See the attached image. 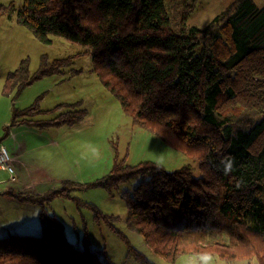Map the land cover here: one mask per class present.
Segmentation results:
<instances>
[{
	"label": "trees",
	"instance_id": "1",
	"mask_svg": "<svg viewBox=\"0 0 264 264\" xmlns=\"http://www.w3.org/2000/svg\"><path fill=\"white\" fill-rule=\"evenodd\" d=\"M15 7L0 0V20L13 18ZM194 9L191 0H23L15 18L42 44L56 35L86 48L94 72L133 123L199 162L195 176L190 167L167 172L154 163L116 160L97 185L112 194L141 177L122 195L130 230L172 263L209 256L264 264V7L237 0L205 28L188 26ZM77 57L43 56L34 73L25 58L2 93L16 101L34 80L64 75ZM40 100L13 107L11 125L61 127L87 115L81 104L43 111ZM50 112L59 114L48 118ZM9 132L5 127L0 147ZM81 186L10 193L39 207L41 232L1 237L0 264H111L87 234L71 242L46 208ZM137 260L154 264L139 253Z\"/></svg>",
	"mask_w": 264,
	"mask_h": 264
},
{
	"label": "rangeland",
	"instance_id": "2",
	"mask_svg": "<svg viewBox=\"0 0 264 264\" xmlns=\"http://www.w3.org/2000/svg\"><path fill=\"white\" fill-rule=\"evenodd\" d=\"M191 1L195 2V9L187 21L188 26L205 28L237 0ZM254 1L259 7H264V0ZM10 2L16 5L11 12L14 24L4 20L0 26V74L8 72L7 69L14 71L25 58H29L30 70L34 73L43 56L50 61L78 56L64 75L34 80L12 106V98L1 93L6 80L3 84L2 78L0 79L1 121L7 117L11 123L13 107L27 108L39 98V107L43 111H52L58 105L74 103L72 101H77L87 111L88 116L84 119L87 123L84 126L72 124L47 127L44 141L51 144V140H56L57 147L48 148L47 151L53 152L52 154H42L41 157L36 155L40 166L54 162L59 174L55 177L48 176L50 179L45 181V185L36 186L32 193L56 191L68 182L82 184L72 192L71 197L56 198L46 206L63 222L68 239L71 242L82 241V235L87 234L92 247L101 255L106 254L111 264H140L137 260L138 253L154 264H260L256 261L229 263L206 256H182L172 263L155 254L140 234L128 228V209L122 195L125 191L133 190L140 183L141 177L132 178L112 194L97 185L98 180L112 172L116 160H125L131 166L154 163L167 172L190 167L195 176L201 175L199 162L189 154L173 148L143 126L133 123L132 118L122 110L117 98L94 72L86 48L56 35L52 37L51 44L38 42L28 29L16 22L15 10L22 5L23 0H1L3 4ZM18 25L23 30L15 32ZM57 114L59 112H50L47 117ZM1 126L0 123V139L4 136V128ZM10 140L11 133L9 138L2 141V146H6ZM0 175L7 179L4 172L0 171ZM79 202L83 205L79 206ZM17 206L21 205L5 191L0 193V237L40 235L39 215L34 211L39 210V207L20 209Z\"/></svg>",
	"mask_w": 264,
	"mask_h": 264
},
{
	"label": "crops",
	"instance_id": "3",
	"mask_svg": "<svg viewBox=\"0 0 264 264\" xmlns=\"http://www.w3.org/2000/svg\"><path fill=\"white\" fill-rule=\"evenodd\" d=\"M4 20L6 22L14 24V18L4 16L0 20V26L2 24V21ZM21 30L23 29L18 25L15 32H19ZM12 42L16 43L14 40ZM7 70L8 72L5 71L6 73L4 72L0 74V79L2 78L3 84L4 80H6L8 74L10 73L9 70L11 69ZM12 102L14 103V101H11L10 106H12ZM72 102H74L72 104H79L77 101ZM0 123L2 125V128L8 127L10 129L9 136L11 133V140L6 146L2 147H4L13 157L12 165L14 167L13 180L10 179L8 173L0 170L7 175V179L4 178V176L0 175V193L5 191L7 195L11 196L19 203V205H21L17 206L20 209H28L30 207H34L36 205L31 206L29 204L19 202L10 193L31 192L36 186L45 185V181L47 179H50L49 177H55L59 174L58 169H56L54 166V162L48 163L49 165L47 166H40L36 158V155L41 157L42 154H52L53 152L47 150L48 148L57 147L58 141L51 140V144H48L46 141H44L47 134V132H45L47 127H32L31 125H27L24 123L12 126L7 117H5L2 121L0 120ZM86 123L87 121L84 120L80 123H77V125L84 126ZM40 150H42L41 153ZM8 180H10V182H8ZM34 211H36L39 215V210L34 209Z\"/></svg>",
	"mask_w": 264,
	"mask_h": 264
},
{
	"label": "built area",
	"instance_id": "4",
	"mask_svg": "<svg viewBox=\"0 0 264 264\" xmlns=\"http://www.w3.org/2000/svg\"><path fill=\"white\" fill-rule=\"evenodd\" d=\"M13 157L11 154L4 148L0 147V170L9 174L10 179H14V168L12 166Z\"/></svg>",
	"mask_w": 264,
	"mask_h": 264
}]
</instances>
